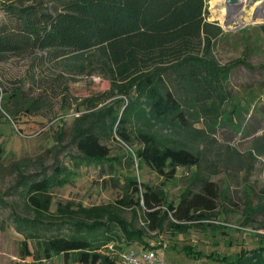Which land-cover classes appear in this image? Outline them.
Wrapping results in <instances>:
<instances>
[{
	"label": "trees",
	"instance_id": "16d2710c",
	"mask_svg": "<svg viewBox=\"0 0 264 264\" xmlns=\"http://www.w3.org/2000/svg\"><path fill=\"white\" fill-rule=\"evenodd\" d=\"M207 6L206 0H0V62L39 53L43 54V62L60 60L61 69L68 71L79 67L83 72L98 63L111 85L103 96L122 95L125 100L100 109L97 108L104 101L101 98H89L80 104L87 111L74 117L69 128L71 142L79 152L77 158L103 162L110 158L106 142L119 140L132 150V161L134 156L169 181L179 168L202 164L200 145L188 146L180 137L183 129L194 128L186 107L203 104L209 96L218 94L215 83L221 85L229 74L216 67L212 56L213 42L223 31L207 22ZM5 94L8 96L0 99L6 100L4 107L8 112H18L23 107L32 112L41 103L40 99L21 101L24 93L20 88ZM201 107L206 115L215 114L214 109ZM169 128H175L174 132ZM64 136L62 132L60 141ZM253 147L258 155H264V138ZM58 151L55 144L37 157L12 162L10 172L17 177L15 188L20 189L19 195L34 214H15L17 231L34 245L37 261L119 264L108 246L123 243L122 235L111 225L86 224L94 223L96 217L103 218L106 209L80 208L73 212L67 206L58 208L60 218L51 214L52 190L64 166L57 162L49 173L44 155ZM4 153L0 143V177L5 171ZM197 181L199 191L189 188L172 210L178 221L185 222L176 223V229L188 227L190 222L203 224L217 209L221 195L217 184L208 178ZM128 182L138 199L121 203L143 209L148 229L156 231L169 215L165 197L160 190L139 185L133 178H128ZM3 204L0 193V205ZM124 234L128 244L141 242L145 249L159 248L150 245L143 232L126 230ZM184 249L198 259L264 264V245L242 250L233 258L205 255L187 245Z\"/></svg>",
	"mask_w": 264,
	"mask_h": 264
},
{
	"label": "rangeland",
	"instance_id": "374dc122",
	"mask_svg": "<svg viewBox=\"0 0 264 264\" xmlns=\"http://www.w3.org/2000/svg\"><path fill=\"white\" fill-rule=\"evenodd\" d=\"M206 1L207 22L223 31L213 42L212 56L216 67L228 70L229 74L221 85L215 83L218 94L214 92L216 95L209 96L203 104L186 107L194 128L183 129V136L177 133L188 146L200 145L202 164L179 168L175 178L169 181L134 156L132 161V150L119 140L106 142L111 150L110 158L103 162L77 158L79 152L71 142L69 128L74 117L87 111L80 104L89 98H101L104 101L97 108L100 109L125 100L122 95L103 96L111 85L98 63L83 72L79 67L68 71L61 69L60 60L51 64L43 62V54L39 53L0 62L1 97L20 88L24 93L21 101L41 100L32 112L25 107L8 112L4 107L6 100L0 99V143L5 151V171L0 177L4 200L0 205V264H63L58 260H35L34 245L25 241L13 222L15 214L23 217L34 214L19 195L20 189L15 188L17 177L10 172L12 162L37 157L55 144L59 151L44 155V159L49 173L57 162L64 166L52 190L51 214L57 218L61 217L58 208L67 206L73 212L80 208H104L107 213L103 218L96 217L94 223L86 224L100 222L101 227L113 226L124 241L115 244L123 249L131 248L137 255L145 250L144 244H128L124 232H143L150 245L165 248L170 264H197L203 260L209 264H226L213 258H194L185 251L186 245L205 255L228 258L264 245V155H258L253 147L264 138V18L258 11L264 0L249 4L246 1L237 13H227L223 0ZM232 16L237 18L227 23ZM13 102H8L10 111ZM201 106L214 109L215 114L206 115ZM169 130L174 132L175 128ZM62 132L65 136L60 141ZM201 140L205 141L201 143ZM128 178L160 190L165 197L169 215L156 231L148 229L143 209L121 203L138 199ZM197 178H208L217 184L221 193L217 209L203 224L190 222L188 227L176 229V223L185 222L178 221L172 210L189 188L199 191ZM250 208L253 211L247 214Z\"/></svg>",
	"mask_w": 264,
	"mask_h": 264
},
{
	"label": "built area",
	"instance_id": "2783aa9c",
	"mask_svg": "<svg viewBox=\"0 0 264 264\" xmlns=\"http://www.w3.org/2000/svg\"><path fill=\"white\" fill-rule=\"evenodd\" d=\"M111 254L119 260V264H170L166 259L165 248L145 249L137 255L134 250L129 248L118 249L115 243L108 246ZM197 264H209L206 260L199 261Z\"/></svg>",
	"mask_w": 264,
	"mask_h": 264
},
{
	"label": "bare ground",
	"instance_id": "6f19581e",
	"mask_svg": "<svg viewBox=\"0 0 264 264\" xmlns=\"http://www.w3.org/2000/svg\"><path fill=\"white\" fill-rule=\"evenodd\" d=\"M247 1V4H249L250 2H253V3H255V1H253V0H240V6L238 7V8H236V9H228V8H226V6H225V0H223V3H224V7H225V9H226V11H227V13H230V12H235V13H237L238 11H241L242 9H243V7H244V3ZM263 4H260L259 6H258V11H259V15L261 16V18H264V6H262ZM235 18H237V16H232V17H230L228 20H226L227 21V23L228 22H231V21H233ZM226 19V18H225ZM242 23V22H241ZM226 24V23H225ZM225 26V25H224Z\"/></svg>",
	"mask_w": 264,
	"mask_h": 264
},
{
	"label": "water",
	"instance_id": "95a60500",
	"mask_svg": "<svg viewBox=\"0 0 264 264\" xmlns=\"http://www.w3.org/2000/svg\"><path fill=\"white\" fill-rule=\"evenodd\" d=\"M225 6L228 9H236L240 6V0H225Z\"/></svg>",
	"mask_w": 264,
	"mask_h": 264
},
{
	"label": "crops",
	"instance_id": "0c3cea01",
	"mask_svg": "<svg viewBox=\"0 0 264 264\" xmlns=\"http://www.w3.org/2000/svg\"><path fill=\"white\" fill-rule=\"evenodd\" d=\"M131 249V248H130Z\"/></svg>",
	"mask_w": 264,
	"mask_h": 264
}]
</instances>
